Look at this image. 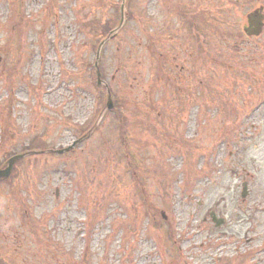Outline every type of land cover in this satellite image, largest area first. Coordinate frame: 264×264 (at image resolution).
<instances>
[{"label": "rangeland", "instance_id": "374dc122", "mask_svg": "<svg viewBox=\"0 0 264 264\" xmlns=\"http://www.w3.org/2000/svg\"><path fill=\"white\" fill-rule=\"evenodd\" d=\"M261 10L0 0V264H264Z\"/></svg>", "mask_w": 264, "mask_h": 264}, {"label": "water", "instance_id": "95a60500", "mask_svg": "<svg viewBox=\"0 0 264 264\" xmlns=\"http://www.w3.org/2000/svg\"><path fill=\"white\" fill-rule=\"evenodd\" d=\"M124 13H125V3L123 2V4H122V20H121V23H120L119 27H117L114 31H112L110 33V35L100 43L99 49L97 51V58H96V62H95V67H96V70H97V76H98V83L99 84L101 82H104L102 80V77H101V70H100V66H99V60H100L102 48H103L104 44L109 39H111L115 35V33H117L118 30L121 28L122 24L124 23ZM263 19H264V14L262 12H260L256 17H254L253 15L250 16V22L253 23L255 28L252 29V30L249 29L248 32L250 34L259 35L262 32V27H263V24H264L263 23ZM105 85H106V87H108V85L106 83H105ZM113 105L114 104H113V100H112V95H111V92L108 90L107 109H112ZM78 141H80V139ZM78 141H75L72 145L68 146L67 150L71 149L75 144H77ZM21 157H23V154H19V155H15V156L11 157L8 160L7 167L5 169H1L0 170V177H7L10 174L11 170H12L14 162L17 159L21 158ZM213 214H214L213 217H215L216 213H213ZM215 221L219 224L221 221L224 222V219H222L220 221V220H217V218H215Z\"/></svg>", "mask_w": 264, "mask_h": 264}, {"label": "trees", "instance_id": "16d2710c", "mask_svg": "<svg viewBox=\"0 0 264 264\" xmlns=\"http://www.w3.org/2000/svg\"><path fill=\"white\" fill-rule=\"evenodd\" d=\"M91 24L93 25V27H95V26H97V25L99 24V22L96 21V20H94L93 22H91ZM100 40H101V39H100ZM1 180H3V179H1Z\"/></svg>", "mask_w": 264, "mask_h": 264}, {"label": "flooded vegetation", "instance_id": "af4514ba", "mask_svg": "<svg viewBox=\"0 0 264 264\" xmlns=\"http://www.w3.org/2000/svg\"><path fill=\"white\" fill-rule=\"evenodd\" d=\"M248 28H252V26L249 24V27Z\"/></svg>", "mask_w": 264, "mask_h": 264}]
</instances>
